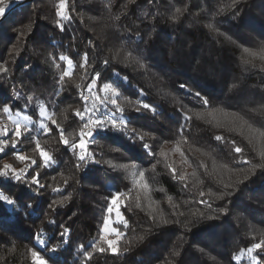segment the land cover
Masks as SVG:
<instances>
[{"label":"trees","instance_id":"obj_1","mask_svg":"<svg viewBox=\"0 0 264 264\" xmlns=\"http://www.w3.org/2000/svg\"><path fill=\"white\" fill-rule=\"evenodd\" d=\"M56 3L31 0L0 21V66L6 69L0 72V109L8 104L14 118L19 110L39 121L41 102L65 134L78 139L81 121L74 110H82L83 101L76 85L86 88L99 72L97 94L103 95L101 85L115 81L129 130L148 135L140 141L98 130L87 143L91 158L78 169L76 152L60 143L48 121L52 132L46 135L33 125L15 149L0 153V167H26L29 162L17 161L14 153L39 164L35 137L55 160L49 167L32 165L21 181L0 177V192L14 200L13 205L0 201V264H34L29 248L50 264H82L78 246L91 251L89 245L99 240L108 216L123 234L117 245L121 254L97 252L88 264H250L247 253L241 260L232 257L264 235V167L254 169L264 165V62L255 58L253 67L242 61L245 48L264 47V0H67L71 19L62 21L63 31L55 23ZM176 8L187 10L173 22ZM85 52L91 67L82 79L85 69L79 65ZM61 54L75 65L63 87L57 83L67 67L59 60ZM105 59L110 63L105 65ZM129 101L149 104L156 112H136ZM104 111L100 105L99 112ZM0 126L13 127L2 111ZM218 135L224 139H214ZM107 161L145 170L150 191L134 186L131 170L113 169ZM168 165L176 169L175 178ZM37 173L45 185L38 193L30 183ZM58 186L61 191L51 190ZM114 193L121 194L119 212L128 227L106 212ZM65 197L70 198L63 206L49 209ZM61 226L70 230L63 239ZM41 230L47 247H57L55 253L36 242ZM141 235L144 239L136 242ZM99 246L107 248L103 242ZM253 255L264 264V252Z\"/></svg>","mask_w":264,"mask_h":264},{"label":"snow or ice","instance_id":"obj_2","mask_svg":"<svg viewBox=\"0 0 264 264\" xmlns=\"http://www.w3.org/2000/svg\"><path fill=\"white\" fill-rule=\"evenodd\" d=\"M130 3H133L134 0H129ZM233 3H235V0H233ZM232 5H229L231 7ZM187 9H181V8H176L175 12L171 16V20L173 22H176L180 19V17L184 14V12ZM222 10V9H221ZM6 13V8L4 6H0V17H3ZM55 14L58 17V19L55 21L56 25L60 28L61 31L64 30V24L62 21L65 20H70L71 16L68 14V4L67 0H57L56 7H55ZM208 28L212 31H218L214 27V25L209 24ZM137 35H140L137 33ZM91 43V42H90ZM244 52L247 53V56L243 58V63L245 65H252L255 67L256 65L254 64V59L259 58L260 61L264 62V47L259 49L258 51L251 50L248 48L244 49ZM128 56L131 57V53H128ZM115 58V57H113ZM135 62L139 64L140 67H143L144 65L140 63L138 59H135ZM60 61H66L67 62V67L65 70L60 74L59 79L57 81L58 84L63 87L65 77L71 76V70L75 67L73 64L72 59H70L67 55L61 54L59 56ZM89 56L88 53L85 52L83 56L81 57V62H80V68L85 69V76L82 77V79H87L86 72L87 70L91 67L88 63ZM55 64V61L53 62ZM105 65L109 64L110 61L105 59L103 61ZM55 66L58 68L60 67L59 64H55ZM261 67H264V64L261 65ZM6 71L5 68L0 66V72ZM115 75L118 76L117 73H114ZM101 73L96 72L95 75L91 77V82L87 84L86 88L82 87L80 84H77L76 87L80 89L79 96L81 101H83V109H75L74 113L75 116L80 118L81 121V126L78 130V139L76 138V135L73 133L69 132L66 133V130L64 127H62L55 119L52 117L55 115L54 113H49L47 110V106L44 105L41 102H37L39 105L38 108V114L40 117L39 121H33L31 120L27 115L23 117L22 120L14 118L12 114V110L10 105L5 104L3 105L2 111L5 115H7L9 121H11V124L13 125L12 128L0 126V136H10L11 139H0V153H4L5 149L8 147H11L13 149L16 148L19 140L21 137H25L33 131V125H35L36 131L40 132L42 131L44 134H49L50 132L53 131L52 128L49 127L48 121L52 125H55V131L59 133V141L65 146L69 147V150H72L73 152H76V159L78 161L76 167L79 169L81 165L87 164L89 159L91 158L92 154L88 152L87 150V143L89 138H92L94 133L97 132L98 130L101 129H107L112 132H117V133H122L125 135H133L135 139H138L140 141H143L145 139V136L148 135V133H145L143 135L136 134L134 130H129L128 128V120L125 118L123 115L126 111L125 107L121 104L118 103V100L121 99V93L115 85V81L113 82H106L103 85L99 87V93H102L103 95L97 94V80L100 78ZM124 80L127 79V77L123 78ZM235 85H233L234 87ZM183 87V85L181 86ZM60 92L57 91L56 95H59ZM195 95L199 97L204 104H208V99L206 97L201 96L199 92H196ZM32 97H28V103L30 104L32 102ZM125 100L127 98H124ZM136 112H140L142 109L145 110H150L153 113L156 112V109L152 107L149 104L142 103L141 101H137L135 104H131V102H128ZM104 105L105 106V111L104 112H99V106ZM111 106L109 109L108 106ZM28 105L26 104L25 107ZM64 112H67V109L63 110ZM255 111V110H253ZM119 114V115H117ZM16 115H19V110H17ZM66 118V117H65ZM190 119L185 114V120ZM252 126L249 125V128ZM182 131V129H181ZM261 137H264V132L260 133ZM217 141H222L224 138L222 136H216L214 137ZM33 141L35 143V149L34 151L38 152L39 157H40V163L38 164L37 160L26 156L22 155L19 153H14L15 159L17 161H28L29 163L26 165V167L21 168L17 170L14 168L11 164L9 163H4L2 167H0V177L3 178H8V179H13L16 181H21L25 175H27L28 168L31 167L32 165H37L38 167H49L52 164L55 163V160L53 158V155L49 152L46 151L40 144L39 139L33 137ZM167 143V142H166ZM231 143H235L232 141ZM143 148L148 150L149 145L147 143L143 144ZM79 150L78 152L76 150ZM178 150V149H177ZM115 151V149L113 150ZM234 151L236 153H241L242 149L239 147H235ZM149 155H155V153H152L151 151L148 152ZM106 163L109 164L110 167L113 169H121L124 170L125 172H129L131 170V178L134 186L139 187L140 189L144 190L145 192L150 191V185L148 184L147 180L145 179V170L138 168L137 165L132 164V165H116L112 164L110 161H107ZM203 166V165H201ZM153 169L155 168V165L152 166ZM174 178L176 177V169L172 168L171 165L167 166ZM256 167H264V165H256L254 166V169ZM38 175H33L31 178L30 183L33 185H36V188L33 189L37 193L39 192V189L44 188L45 185H42L39 183L38 180ZM181 181L185 180L184 174H180L178 177ZM55 179V178H53ZM244 179H248V176L246 175ZM64 183L67 185L69 183V180H65ZM197 183H202V181H197ZM196 185H193L195 187ZM53 192H59L61 191L60 187H54L51 189ZM131 191V190H129ZM200 196H203L204 193L200 192ZM231 193H228L230 195ZM120 193H114L110 198H109V206L106 209V212L108 214H111L113 212V206L116 207L117 211L116 214L117 216L120 217L121 222L124 224L125 227H128V222L124 220L122 214L119 212V207L121 204H123V201L119 200ZM70 197H65L63 200L59 201H53L48 205L49 209L54 210V205H60L63 206L69 199ZM217 199H222L223 196H217ZM169 201H171V197L168 198ZM0 201L6 202L8 205H13L14 200L10 199L8 196L4 195L2 192H0ZM202 203L204 201H201ZM139 207V203L136 205ZM28 208H32L33 205L29 204L26 205ZM131 211V209H129ZM222 212H225L226 209L221 210ZM202 215V214H201ZM163 223H168V221H162ZM49 223H55V221H49ZM108 225V219L105 218L104 220V228L101 229V234L99 240H95L90 243L89 247L91 248V251L84 250L85 245L81 244L78 246L79 250L82 251L83 255V262L82 264H88V261H90L93 256L99 252V253H105V252H111L114 255H119L121 254V249L117 246L119 243V240L121 236L123 235L122 233L118 232L116 228H112L111 231L116 235V240H111L107 239L105 237L104 229L107 228ZM62 231L60 232V236L63 239L64 237L68 236L70 230L67 227L61 226ZM43 237V231L41 230L38 232L35 236L36 242L40 245H43L46 250L50 253H55L57 251V247L53 246L48 248L47 247V241L42 238ZM144 239V236H138L136 237V242L142 241ZM67 243L68 241H64ZM101 242L107 244V248L99 246ZM125 243H129L128 241H125ZM129 248L125 247L122 249L123 252H127ZM256 250H260L261 252H264V235L261 236V239L258 242L250 244L246 249L241 248L239 254L233 253V259L235 260H241L245 253H247L248 257H250V264H260L257 256L253 255V253ZM27 251L31 254V258L34 261V264H49V260L46 259L39 251H36L32 248L27 249ZM174 255H179V252L174 253ZM50 259V258H49Z\"/></svg>","mask_w":264,"mask_h":264},{"label":"rangeland","instance_id":"obj_3","mask_svg":"<svg viewBox=\"0 0 264 264\" xmlns=\"http://www.w3.org/2000/svg\"><path fill=\"white\" fill-rule=\"evenodd\" d=\"M23 117H24V115H21V114L15 116L16 119H20V120H22ZM116 211H117L116 207L113 206V213H114L113 215H114V218L117 219L118 216H117V214H116ZM107 219H108V225H107V228L104 229V234H105L109 239H111V240H115L116 236H115V234L112 233V231H111V229L113 228V226H112V222H111V221H112V218H111L110 216H108ZM103 228H104V226H103ZM49 264H50V263H49Z\"/></svg>","mask_w":264,"mask_h":264},{"label":"water","instance_id":"obj_4","mask_svg":"<svg viewBox=\"0 0 264 264\" xmlns=\"http://www.w3.org/2000/svg\"><path fill=\"white\" fill-rule=\"evenodd\" d=\"M31 0H19L13 2L11 5L6 7V13L3 17H0V21L7 15L9 14L13 9L18 8L19 6L27 4Z\"/></svg>","mask_w":264,"mask_h":264},{"label":"built area","instance_id":"obj_5","mask_svg":"<svg viewBox=\"0 0 264 264\" xmlns=\"http://www.w3.org/2000/svg\"><path fill=\"white\" fill-rule=\"evenodd\" d=\"M15 1H19V0H0V6H4L6 8Z\"/></svg>","mask_w":264,"mask_h":264}]
</instances>
